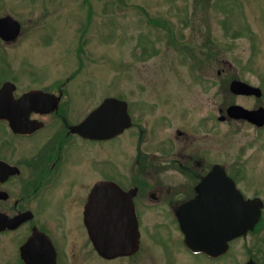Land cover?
<instances>
[{
    "label": "flooded vegetation",
    "instance_id": "1",
    "mask_svg": "<svg viewBox=\"0 0 264 264\" xmlns=\"http://www.w3.org/2000/svg\"><path fill=\"white\" fill-rule=\"evenodd\" d=\"M6 16L12 17L0 18ZM30 37L21 23L18 35L0 36V264H107L121 260L162 264V254L163 264H188L190 258L205 264H264V197L251 191L264 186V169L260 165L254 168L249 158L229 162L224 152H216L211 143L213 112L194 118L193 108L183 109L178 94L164 93L156 103L142 98L149 89L145 84L134 82L128 84L126 93L101 95L88 108H80L92 84L74 81L78 73L70 75L69 71L64 79L56 80L54 71L20 67L24 42ZM209 60L205 55L201 67L193 66V70L207 73ZM201 82L211 84L208 76H201ZM107 98L126 103L130 126L108 138H103L102 130L92 134L80 129ZM157 105L158 118L150 120ZM232 105L242 106L228 103L219 110L217 120L224 117L219 122L238 121L264 128L226 118ZM242 107L252 111L262 105ZM216 154L222 157L218 161ZM216 166L233 181L244 202L259 200L260 217L252 230L226 241L222 251L197 252L186 246L179 228L176 214L183 204L197 200L218 207L221 201V210H194L192 215H221L226 230L246 225L251 214L246 203L231 200L230 194L223 200L216 197L215 184L220 185L221 178L217 183L213 179L199 193V185ZM254 173L263 181L256 184L251 177ZM103 183L129 193L124 200L132 199L140 238L131 256L105 259L89 238L86 218L93 192L96 211L102 210L103 199H119L97 193ZM151 209H161L175 222L181 237L174 243L180 252L178 260L170 250L171 243L156 241L147 246L142 242L139 214Z\"/></svg>",
    "mask_w": 264,
    "mask_h": 264
},
{
    "label": "rangeland",
    "instance_id": "2",
    "mask_svg": "<svg viewBox=\"0 0 264 264\" xmlns=\"http://www.w3.org/2000/svg\"><path fill=\"white\" fill-rule=\"evenodd\" d=\"M4 15L32 35L24 42L22 69L54 71L56 80L70 71L78 73L74 81L92 84L80 108L101 95L126 93L132 82L145 84L149 89L142 98L156 103L164 93L178 94L183 109L193 108L194 118L213 112L216 152H224L229 162L249 158L254 168L264 169V128L217 120L228 103L264 108V0H0V17ZM205 55L211 68L195 72L193 66L201 67ZM201 76L211 84H203ZM233 80L259 88L262 97H234L229 91ZM156 108L150 120L158 118ZM221 158L215 155L216 161ZM251 177L256 184L263 181L260 174ZM251 191L264 197V186ZM139 216L142 242L171 243L178 260L174 243L181 237L175 222L161 209ZM188 264L205 263L190 258Z\"/></svg>",
    "mask_w": 264,
    "mask_h": 264
},
{
    "label": "water",
    "instance_id": "3",
    "mask_svg": "<svg viewBox=\"0 0 264 264\" xmlns=\"http://www.w3.org/2000/svg\"><path fill=\"white\" fill-rule=\"evenodd\" d=\"M8 26L11 27L10 30L5 29ZM19 32L20 23L18 21L10 16L0 18L1 37L16 36ZM229 91L235 96L254 97L256 99L262 97V91L259 88L240 80L231 81ZM226 117L233 120L247 121L258 128L264 126L263 107L250 111L242 106L232 105L228 107ZM223 120L224 117L219 118V121ZM101 121L102 128L99 127ZM129 126L130 119L126 110V103L114 98H107L90 114L80 129H87L92 134L102 130L103 138H108L120 133ZM218 178H221L222 182L220 185L215 184L216 197L223 200L224 195L230 194L231 200H240L243 205L246 203V207L251 211V214L246 217V225L243 224L241 227L226 230L224 217L221 215H192L195 212L194 210H211V213L214 208L215 210H221L223 205L221 201H219L218 207L206 206V203L197 200L183 204L177 211V220L184 236V243L193 251L220 252L226 241L244 234L247 230H252L259 220L261 207L256 206V202L259 200L244 202L233 181L226 176L219 166H216L214 171L199 185V193L205 191L208 183H211L213 179L217 183ZM97 193H101L103 197L106 194L115 195L119 199H103L102 210L96 211V192H93L86 218L90 240L100 256L105 259L131 256L138 249L140 233L132 199L124 200L130 194L121 192L117 186L111 183L99 185ZM100 203L99 201L98 204ZM213 242L216 244L215 246L210 244Z\"/></svg>",
    "mask_w": 264,
    "mask_h": 264
},
{
    "label": "trees",
    "instance_id": "4",
    "mask_svg": "<svg viewBox=\"0 0 264 264\" xmlns=\"http://www.w3.org/2000/svg\"><path fill=\"white\" fill-rule=\"evenodd\" d=\"M160 23V22H159ZM161 26H163L162 24H160Z\"/></svg>",
    "mask_w": 264,
    "mask_h": 264
}]
</instances>
